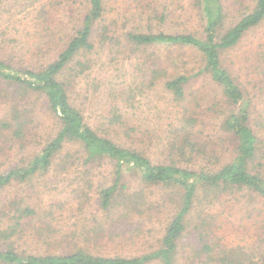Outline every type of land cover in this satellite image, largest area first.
<instances>
[{"label": "trees", "instance_id": "obj_1", "mask_svg": "<svg viewBox=\"0 0 264 264\" xmlns=\"http://www.w3.org/2000/svg\"><path fill=\"white\" fill-rule=\"evenodd\" d=\"M82 5L85 11L78 25L47 64L27 68L0 59V84L42 99L55 127L28 163L0 173V193L14 183L28 184L37 175L48 174L56 164L64 169L65 162L74 159L111 168V182L97 190L102 211L133 205L134 196L127 193V180L133 176L144 187L169 191L177 211L157 248L145 254L97 256L76 247L62 254H32L19 251L16 241L35 212L13 201L3 214L0 264H184L180 243L193 211L197 238L195 247L184 251L185 264H264V247L231 256L218 239L213 240L211 230H203L206 210L224 199L239 202L248 197L251 209L258 211L257 219H264V144L251 127L257 96L264 97V69L257 81L249 82L240 69L235 73L230 58L264 22V0H83ZM190 11L198 18L197 31L165 30ZM123 42L137 48L183 50L198 59L197 70L187 74L156 68L144 76L149 88L162 81L175 110V123L165 139L171 155L164 162L151 159L141 145H124L111 136L116 134L110 131L114 126L123 128L128 137L134 132L119 104L102 110V122H90L75 105L73 84L95 65L89 55L103 51L110 55ZM196 78L206 79L213 94L195 96L189 85ZM206 126L214 128L211 141L202 138ZM24 128L25 123L17 122L15 137L22 138Z\"/></svg>", "mask_w": 264, "mask_h": 264}, {"label": "rangeland", "instance_id": "obj_2", "mask_svg": "<svg viewBox=\"0 0 264 264\" xmlns=\"http://www.w3.org/2000/svg\"><path fill=\"white\" fill-rule=\"evenodd\" d=\"M82 1L3 0L0 59L27 68L50 62L78 25L85 11ZM230 13L234 14V9ZM198 27V18L190 11L184 17L181 15L176 26L169 25L165 30L197 31ZM115 50L110 55L105 51L98 56L89 55L95 65L80 82L73 84L75 105L90 122H98L103 118L100 113L104 108L119 104L127 126H132L134 132L128 137L123 128L114 126L110 131L117 135L112 133L111 136L124 145L139 148L141 145L151 159L164 162L171 155L165 139L175 123V110L169 94L162 88V81L149 88L144 76L148 78L149 71L156 68L187 74L197 70L198 59L183 50L137 48L126 42ZM230 58L235 62L232 69L235 73L240 69L238 73L243 79L253 82L262 76L264 22L242 40L230 53ZM243 66L246 69H242ZM189 90L200 97L213 94L208 81L203 78L193 79ZM257 97L251 127L264 144V97ZM17 117L20 119L15 121ZM17 122L25 123L22 138L14 135ZM206 128L202 138L208 136L211 141L214 128ZM54 132L55 127L42 99L0 84V173L28 163ZM73 161L65 162L64 169L56 164L48 174L37 175L28 184L14 183L0 193V229L5 221L3 214L13 201L21 203L20 208L27 206L35 212L27 219L19 239H14H18L19 251L62 254L76 247L97 256L132 257L155 250L166 225L177 211L174 196L157 187H144L133 176L127 180V193L134 196L133 205L102 211L97 190L111 182V168L105 164L84 165L81 160ZM251 208L248 197L239 202L219 200L206 210L208 221L203 230H211L213 240L218 239L222 248L230 250L231 256L252 254L260 246L264 247V219L258 220V211ZM196 225L193 211L184 241L180 243L181 263H186L185 252L195 247Z\"/></svg>", "mask_w": 264, "mask_h": 264}]
</instances>
